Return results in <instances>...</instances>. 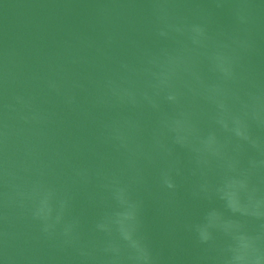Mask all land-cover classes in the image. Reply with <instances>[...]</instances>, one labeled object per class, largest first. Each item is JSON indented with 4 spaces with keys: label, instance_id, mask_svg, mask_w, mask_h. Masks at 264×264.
<instances>
[{
    "label": "clouds",
    "instance_id": "1",
    "mask_svg": "<svg viewBox=\"0 0 264 264\" xmlns=\"http://www.w3.org/2000/svg\"><path fill=\"white\" fill-rule=\"evenodd\" d=\"M128 2L146 5L151 45L130 40L131 57L116 60L115 69L99 81L69 78L63 63L43 78L49 94L95 127V143L86 149L77 140L45 155L54 141L49 129L57 113L43 107L32 90L41 77L31 74L20 81L9 66L14 53H5L0 259L17 264L9 249L25 235L17 226L30 223L38 231L35 239L63 264H160L144 230V200L138 193L149 190L146 172L157 168V183L165 190L161 206L175 210L177 177L185 171L175 154L178 147L189 156L191 197L208 204L200 220L184 225L200 248L190 264H264V73L251 63L258 52L259 5L212 0L218 9L230 5L234 25L226 29L212 28L205 9L191 21L181 9L186 0ZM107 11L100 9L102 16ZM118 45L115 31L106 30L102 43L89 41L86 47L111 63ZM67 64L104 67L79 53L69 55ZM18 81L21 89L11 91ZM85 150L91 162L80 159ZM80 193L99 210L90 224L73 211ZM27 264L42 262L28 258Z\"/></svg>",
    "mask_w": 264,
    "mask_h": 264
},
{
    "label": "water",
    "instance_id": "2",
    "mask_svg": "<svg viewBox=\"0 0 264 264\" xmlns=\"http://www.w3.org/2000/svg\"><path fill=\"white\" fill-rule=\"evenodd\" d=\"M256 2L259 5L256 10L258 52L251 58V63L257 72L264 73V0ZM229 7L230 5H226L218 9L212 0H186L181 5L183 14L191 21H198L199 10L205 9L211 15L212 28L219 26L226 29H231L234 25ZM101 8L108 10L106 16L101 15ZM148 25L146 5L137 3L132 6L128 0H0V70L5 63V53H14L9 66L20 81L31 74L41 77L39 82L33 83L32 90L43 102V107L57 113L56 122L49 129L54 141L46 146V156L53 149L68 148L77 140L85 142L86 149L95 143V127L83 123L76 114L64 107L60 98L49 94L43 85V78L53 75V69L63 63L68 69L69 78L78 77L85 83L89 79L101 80L108 71L115 69L116 60L124 56L131 57L130 40H141L146 45L153 43L152 38L147 35ZM106 30L115 31L119 39V45L110 53L115 58L111 63L104 61L102 57H95V53L86 47L89 41L102 43ZM76 53L88 56L97 65L104 64V67L67 64L68 56ZM21 87L18 81L11 91H19ZM86 99L87 96L82 94L81 100ZM98 116L104 118L102 114ZM145 118L149 117L146 115ZM100 150L106 151L103 148ZM175 154L185 170L183 176L177 177L175 210H164L161 206L165 190L157 183V168H149L146 172L149 190L138 193L144 200V230L160 264H190L199 254L200 248L194 235L186 231L184 225L200 220L208 207L207 202L191 197L193 178L187 172L190 167L188 154L178 147ZM80 159L86 163L91 162V155L85 150ZM57 172H60V166H57ZM68 175V169L64 168L62 184L69 183ZM55 179L53 177L54 182ZM73 211L82 213L86 223L90 224L99 210L88 203L84 193H80L76 197ZM17 230L25 234L9 249V254L16 257L17 264H27L28 258H38L42 264H49L51 261L63 264L60 256L35 239L38 231L34 225H18ZM0 264H4L3 259H0Z\"/></svg>",
    "mask_w": 264,
    "mask_h": 264
}]
</instances>
